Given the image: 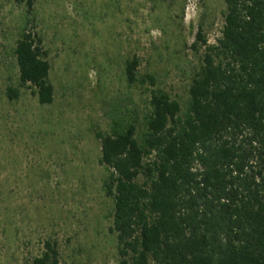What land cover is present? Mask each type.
Wrapping results in <instances>:
<instances>
[{"label":"trees","instance_id":"obj_1","mask_svg":"<svg viewBox=\"0 0 264 264\" xmlns=\"http://www.w3.org/2000/svg\"><path fill=\"white\" fill-rule=\"evenodd\" d=\"M219 36L202 47L183 107L159 88L141 114L111 120L99 141L101 190L111 200L118 264H264V0H223ZM11 55L38 104L53 88L32 0L20 9ZM137 57L124 62L127 84ZM8 98L16 96L10 85ZM24 264H59L45 240Z\"/></svg>","mask_w":264,"mask_h":264},{"label":"rangeland","instance_id":"obj_2","mask_svg":"<svg viewBox=\"0 0 264 264\" xmlns=\"http://www.w3.org/2000/svg\"><path fill=\"white\" fill-rule=\"evenodd\" d=\"M24 4L0 0V264H24L45 240L59 264H118L94 132L140 115L150 89L183 109L203 50L190 44L198 29L215 42L223 0H32L53 88L43 105L19 85L11 55ZM133 56L153 85L126 83Z\"/></svg>","mask_w":264,"mask_h":264}]
</instances>
